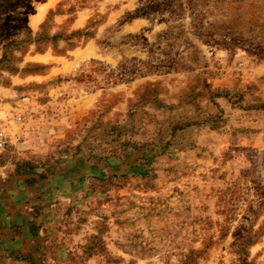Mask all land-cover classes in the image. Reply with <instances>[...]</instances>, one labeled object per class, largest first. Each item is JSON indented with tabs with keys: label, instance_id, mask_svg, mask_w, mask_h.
Masks as SVG:
<instances>
[{
	"label": "rangeland",
	"instance_id": "rangeland-1",
	"mask_svg": "<svg viewBox=\"0 0 264 264\" xmlns=\"http://www.w3.org/2000/svg\"><path fill=\"white\" fill-rule=\"evenodd\" d=\"M137 139L163 183L223 178L213 214L91 197L89 166ZM75 164L73 198L0 199L1 264H264V0H0V180L43 193Z\"/></svg>",
	"mask_w": 264,
	"mask_h": 264
},
{
	"label": "crops",
	"instance_id": "crops-1",
	"mask_svg": "<svg viewBox=\"0 0 264 264\" xmlns=\"http://www.w3.org/2000/svg\"><path fill=\"white\" fill-rule=\"evenodd\" d=\"M140 134V133H138ZM139 139V137H137ZM125 141V146H120L118 148L111 145V149H107V153L103 158L104 162L95 163V166L91 164L90 171L95 170L96 183L101 182L102 184L94 186L93 182L88 185L89 193L92 194L91 197L96 196V193L101 194L105 192L107 199H137L138 204L142 201L145 202L146 199H156L157 202L164 203L173 201L169 199L176 200L178 205L181 207L182 204L192 202L199 204L200 208L203 210L204 217L213 214V204L215 202L216 196H219L225 189V181L223 178H218L216 180L210 179V174L202 175L203 173H210V167L197 168L194 169L193 174L190 176H182L177 178L176 182H161L159 181L158 168L160 166L159 161L162 155V148L157 147L156 144L147 149L145 141ZM179 147L177 149V154H182L186 156L190 149L183 150ZM75 157V160H77ZM81 158V157H80ZM157 160V162H156ZM184 160V159H183ZM185 161V160H184ZM67 164H58V168L65 170ZM171 167L170 170H175ZM69 172H74L72 180L66 179V174L62 175L57 183L47 182L44 186L43 193L42 190L34 189L33 187L24 188L25 185L19 184L16 181L0 180V199H10V205L13 203L16 207L22 204L18 199H66L73 198L76 193H80L82 188L87 187L82 184L85 178L81 174V166L73 165L68 169ZM213 171H216L213 170ZM94 172V171H93ZM161 175V174H160ZM163 176V175H161ZM160 176V177H161ZM101 177V178H98ZM94 180L93 177H90ZM69 179V177H68ZM60 180L63 183H60ZM67 180V182H66ZM103 181L106 182V188L100 189L103 185ZM157 183V186L152 187V184ZM67 183V184H66ZM56 184L57 187L52 186ZM149 184L150 186H146ZM92 187H95L93 190ZM98 187V189L96 188ZM42 193V194H41ZM137 194V195H134ZM128 201V200H127ZM141 201V202H140ZM155 201V202H156ZM191 203V204H192ZM18 204V205H17ZM24 204L21 206L23 207ZM20 206V207H21ZM19 207V208H20ZM12 214L7 205L0 203V250L2 246L7 250V256L12 261V258L17 256V249L19 245V234L18 230L12 221ZM16 214V213H15ZM207 216H206V215ZM196 220L199 217L195 215L188 216L186 219ZM26 235H30L32 240L36 238V235L29 234L30 231L26 229ZM97 235V234H96ZM94 236V235H91ZM28 242V239L26 240ZM22 253V252H21ZM23 254V253H22ZM28 254V253H26ZM23 257L28 258V255H23ZM1 264V258H0Z\"/></svg>",
	"mask_w": 264,
	"mask_h": 264
}]
</instances>
